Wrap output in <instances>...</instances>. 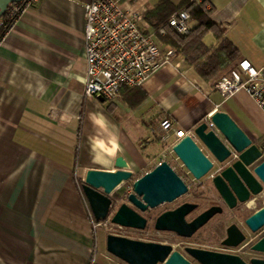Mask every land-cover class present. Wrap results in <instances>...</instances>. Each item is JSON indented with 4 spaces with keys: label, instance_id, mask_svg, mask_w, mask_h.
Masks as SVG:
<instances>
[{
    "label": "crops",
    "instance_id": "crops-1",
    "mask_svg": "<svg viewBox=\"0 0 264 264\" xmlns=\"http://www.w3.org/2000/svg\"><path fill=\"white\" fill-rule=\"evenodd\" d=\"M89 1L39 0L0 41V264H123L96 253L82 184L89 169L116 170L118 156L134 173L152 169L168 144L164 117L189 129L220 110L254 141L264 134V112L245 91L226 98L176 53L138 92L86 98ZM124 1L143 13L158 0ZM208 2L242 58L264 68V0ZM204 41L216 43L212 33Z\"/></svg>",
    "mask_w": 264,
    "mask_h": 264
},
{
    "label": "water",
    "instance_id": "water-1",
    "mask_svg": "<svg viewBox=\"0 0 264 264\" xmlns=\"http://www.w3.org/2000/svg\"><path fill=\"white\" fill-rule=\"evenodd\" d=\"M22 0H0V16L11 3ZM105 101L103 96H99ZM208 119L194 126L193 136L185 135L173 146L172 151L185 169L199 180L216 170L211 181L230 207L247 202L264 190V149L258 145L240 125L224 111L217 110ZM234 150L237 155L232 153ZM116 170L89 169L82 184L83 193L96 221L106 220L112 213V194L123 183L134 177L128 162L122 156L115 161ZM133 191L115 210L111 222L122 227L144 230L148 219L147 209L172 202L189 190L180 174L165 160L142 174L132 183ZM196 205L185 203L175 210L161 213L154 223L158 231H173L178 235L192 236L215 213L209 209L188 222L186 215ZM245 224L251 232L264 227V206L248 216ZM246 240V234L236 224L227 228L222 244L237 247ZM107 251L127 264H192L184 253L171 244L132 239L108 234ZM251 250L264 255V235L254 241ZM185 252L200 264H264V257H252L249 262L238 255L188 246Z\"/></svg>",
    "mask_w": 264,
    "mask_h": 264
},
{
    "label": "built area",
    "instance_id": "built-area-1",
    "mask_svg": "<svg viewBox=\"0 0 264 264\" xmlns=\"http://www.w3.org/2000/svg\"><path fill=\"white\" fill-rule=\"evenodd\" d=\"M38 1L24 0L22 5L18 2L11 3L0 16V25L4 22L13 24L24 10ZM84 13L86 98L103 96L112 101L120 95L122 88L142 87L155 72L171 63L174 49L162 47L153 33L145 34L142 31L143 13L130 8L122 0H90L84 6ZM190 18L189 12L183 10L173 14L169 24L178 32L187 34L191 29ZM160 32L164 33L165 29L162 28ZM215 89L226 98L245 91L264 112V68H255L247 59H242L229 75L223 76L215 84ZM49 114L56 116V109L52 108ZM207 119L212 126L209 116ZM160 126L164 132L163 140L168 144L156 164L165 160L176 170L173 162L178 159L172 151V146L185 135L193 136L194 126L189 129L180 128L168 117L161 120ZM232 153L237 155L234 150ZM210 172L213 177L216 170ZM181 177L189 187L188 181ZM91 216L95 230L103 226L110 217L96 221L92 214Z\"/></svg>",
    "mask_w": 264,
    "mask_h": 264
},
{
    "label": "rangeland",
    "instance_id": "rangeland-1",
    "mask_svg": "<svg viewBox=\"0 0 264 264\" xmlns=\"http://www.w3.org/2000/svg\"><path fill=\"white\" fill-rule=\"evenodd\" d=\"M124 1V0H123ZM157 0H153L151 5H153ZM124 3L130 4V1H124ZM146 4V3H145ZM147 5V4H146ZM264 123V116H261ZM262 133V132H261ZM260 134V133H259ZM264 149V148H263ZM264 159V157H263ZM173 165L176 167V171L183 176L189 184V191L185 195L177 198L172 202H167L162 205H159L156 208L150 210V213L155 217L163 210L173 207L176 204L181 203L182 201L196 198L197 202L200 203L202 208H205L213 201H219V196L215 190V187L212 184V177L210 176L211 172L204 176L203 178L196 180L194 177L185 169L182 163L177 160L173 162ZM214 170V169H213ZM144 174V173H143ZM141 173H134V177L123 183L117 190L121 187L125 188V192L121 195V198H114L115 190L112 194L114 207L112 213L107 222L103 226L99 227L96 230V253L101 254L102 252H108L106 248V238L107 235L117 234L121 236H126L132 239L144 240V241H153L171 244L174 249L181 251L188 258L193 260L186 252V246H194L197 248L209 249L220 252H228L233 254H238L242 256L245 260H250L252 257H264L263 254L254 252L251 250V245L254 241L259 239L264 235V227L258 230L257 232H251L250 229L245 224V220L248 216L253 214L255 211L264 206V190L255 196H252L247 202L241 203L238 207L233 210L228 215L217 216L215 219L210 221L206 226H204L197 234V236L192 239L184 240L178 238L171 232L156 231L154 229V220L151 218L148 222L146 229L137 230L132 228H122L111 223V217L115 210L123 202H127V196L133 191L132 183L135 179L140 177ZM153 217V218H154ZM229 223H236L242 231L246 234V240L240 245V247H225L220 244L222 237L225 235V228ZM110 255V253H109ZM113 256V255H111ZM116 258V257H115ZM192 264H199L196 261H193Z\"/></svg>",
    "mask_w": 264,
    "mask_h": 264
},
{
    "label": "trees",
    "instance_id": "trees-1",
    "mask_svg": "<svg viewBox=\"0 0 264 264\" xmlns=\"http://www.w3.org/2000/svg\"><path fill=\"white\" fill-rule=\"evenodd\" d=\"M123 1V0H122ZM136 1V0H133ZM24 0L18 2L22 5ZM208 0H158L152 7L146 9L142 14V20L154 30L160 43L166 48L174 49L175 53L184 57L185 61L193 66L197 72L210 85L215 84L237 66L243 59L238 48L225 37V29L214 17L213 8H208ZM186 10L190 14V21L196 22L187 34H182L175 30L170 24L171 16L180 11ZM11 22H4L0 25V41L11 27ZM164 28L165 32L160 30ZM142 31L148 34V30ZM212 33L216 43L206 44L205 36ZM122 90H140V87H124ZM121 90V91H122ZM135 100V105L145 97L142 93ZM264 148V134L255 141ZM125 188L121 187L114 194V198H121Z\"/></svg>",
    "mask_w": 264,
    "mask_h": 264
},
{
    "label": "flooded vegetation",
    "instance_id": "flooded-vegetation-1",
    "mask_svg": "<svg viewBox=\"0 0 264 264\" xmlns=\"http://www.w3.org/2000/svg\"><path fill=\"white\" fill-rule=\"evenodd\" d=\"M216 190V189H215ZM189 191V190H188ZM218 196H219V201H213L212 203H210L208 206H206L205 208H202L200 203L197 202L196 198H193V199H189V200H185V201H182L181 203L179 204H176L174 205L173 207H170V208H167L165 210H163L161 213L165 212V211H168V210H175L177 209L178 207H180L181 205L185 204V203H190V204H194L196 205L195 208L193 210H191L187 215H186V220L188 222L192 221L193 219H195L196 217H198L200 214H202L203 212L209 210V209H212L214 208V211L215 213L212 215V217L202 226L200 227L192 236H189V237H185V236H181V235H178L177 233L173 232V231H163V232H171L173 233L174 235H176L178 238H181V239H184V240H188V239H192L193 237L197 236L198 232L204 227L206 226L210 221H212L213 219H215L217 216H221V215H228L230 214L231 212H233V210H235L239 204L241 203H244V202H237L236 205L234 207H230L228 205V203L226 201L223 200V198L220 196V194L218 193V191L216 190ZM188 193V192H187ZM185 195V194H184ZM153 209V208H152ZM150 210L151 209H147L145 212H143V215L148 219V222L149 220L152 218L154 220L153 223H155V219L161 214L159 213L158 215H156L155 217L150 213ZM154 217V218H153ZM232 224V223H231ZM229 223V225L226 226L225 228V235L224 237H222L221 241H220V244L222 246H225L222 244L223 240L225 239L226 237V234H227V228L228 226L231 225ZM154 225V224H153ZM155 229V228H154ZM156 230V229H155ZM158 231V230H156ZM188 247V246H186ZM185 247V248H186ZM191 247H194V246H191ZM227 247V246H225ZM193 261H196V260H192ZM197 262V261H196ZM198 263V262H197ZM200 264V263H199Z\"/></svg>",
    "mask_w": 264,
    "mask_h": 264
},
{
    "label": "clouds",
    "instance_id": "clouds-1",
    "mask_svg": "<svg viewBox=\"0 0 264 264\" xmlns=\"http://www.w3.org/2000/svg\"><path fill=\"white\" fill-rule=\"evenodd\" d=\"M92 120H93V123L94 124H101V119H98L97 117L93 116L92 117ZM94 146V145H93ZM118 150V147L117 148H114L113 149V152H112V155H115V152ZM95 159V158H94ZM99 162V161H97Z\"/></svg>",
    "mask_w": 264,
    "mask_h": 264
}]
</instances>
